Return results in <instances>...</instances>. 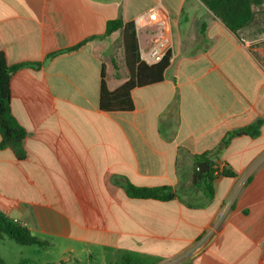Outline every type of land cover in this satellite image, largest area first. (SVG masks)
<instances>
[{"label":"crops","instance_id":"obj_1","mask_svg":"<svg viewBox=\"0 0 264 264\" xmlns=\"http://www.w3.org/2000/svg\"><path fill=\"white\" fill-rule=\"evenodd\" d=\"M155 7L171 53L164 78L132 90L133 111L105 112L103 70L109 91L130 79L123 32L92 38ZM253 10L235 34L201 0H0V53L29 65L11 78L27 136L23 160L0 149V210L50 243L46 264H107L108 249L264 264V125L220 149L229 132L264 120V3ZM160 30L137 34L140 48ZM210 152L234 176H217L207 201L191 178ZM128 183L180 196L135 199Z\"/></svg>","mask_w":264,"mask_h":264},{"label":"trees","instance_id":"obj_2","mask_svg":"<svg viewBox=\"0 0 264 264\" xmlns=\"http://www.w3.org/2000/svg\"><path fill=\"white\" fill-rule=\"evenodd\" d=\"M222 23L233 33L250 26L255 20L253 7L264 3V0H201ZM121 30L123 32L126 66L130 73V79L115 91H109L105 82L104 70L101 82L100 107L108 113L131 112L134 110L131 92L136 87H142L157 83L163 80L164 73L169 66L171 53L167 52L161 63L148 66L140 61V46L135 31L134 22L125 24L122 20H114L108 23L104 36H97L92 39L107 37L112 33ZM82 45V44H81ZM79 45V46H81ZM79 46L66 50L67 52L79 48ZM29 66L28 64L10 65L5 54L0 53V149H12L19 160L25 158L23 143L27 136L26 130L17 122L11 112V78L19 69ZM264 120H258L251 125L236 131L229 132L223 139L220 149L226 147L229 141L236 136L257 137L260 134ZM218 155L217 152H210L196 158V162H206L209 170L204 173L194 171L191 178L192 189L201 192L207 201H211L214 195L213 181L217 176L231 177L234 174L223 168L220 172L215 168L220 166L210 159ZM127 195L135 199H152L163 202L171 201L180 196L173 188L168 186L157 188L137 187L126 184ZM10 239L20 246L38 247L44 249L50 243L33 236L25 227L15 223L0 210V240ZM115 255L116 260L113 259ZM107 264H154L159 262L155 258L146 255L133 254L124 251L107 250ZM0 264H5L0 258ZM21 264H32L30 261Z\"/></svg>","mask_w":264,"mask_h":264},{"label":"built area","instance_id":"obj_3","mask_svg":"<svg viewBox=\"0 0 264 264\" xmlns=\"http://www.w3.org/2000/svg\"><path fill=\"white\" fill-rule=\"evenodd\" d=\"M165 22L157 7L141 14L134 21L136 34H142L154 26L161 29L156 32L157 35L149 47L140 48V61L148 66L161 63L169 51V41L164 37ZM215 168L218 170L217 172L223 169L221 166H216Z\"/></svg>","mask_w":264,"mask_h":264},{"label":"rangeland","instance_id":"obj_4","mask_svg":"<svg viewBox=\"0 0 264 264\" xmlns=\"http://www.w3.org/2000/svg\"><path fill=\"white\" fill-rule=\"evenodd\" d=\"M261 10V9H260ZM259 15H264V11H256ZM260 17V16H259ZM0 258L6 264H21L30 261L32 264H46L47 259L52 258V255L46 253V249L38 247L20 246L10 239L5 241L0 240ZM113 259L116 260L115 255ZM52 261V259H50ZM154 264H178L175 260H167L161 262H152Z\"/></svg>","mask_w":264,"mask_h":264},{"label":"water","instance_id":"obj_5","mask_svg":"<svg viewBox=\"0 0 264 264\" xmlns=\"http://www.w3.org/2000/svg\"><path fill=\"white\" fill-rule=\"evenodd\" d=\"M209 169V166L206 164V162H201L198 167L199 173H204Z\"/></svg>","mask_w":264,"mask_h":264}]
</instances>
